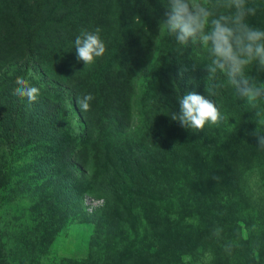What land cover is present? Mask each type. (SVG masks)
Instances as JSON below:
<instances>
[{
	"label": "rangeland",
	"instance_id": "rangeland-1",
	"mask_svg": "<svg viewBox=\"0 0 264 264\" xmlns=\"http://www.w3.org/2000/svg\"><path fill=\"white\" fill-rule=\"evenodd\" d=\"M253 3L259 10L248 23L264 28V0ZM80 8L81 20L59 27H20L0 10V264H264V151L250 135L255 112L264 119V101L253 108L222 74L210 78L204 50L161 39L155 24L149 33L121 34L98 4ZM96 27L106 51L85 66L75 37ZM124 33L132 53L116 41ZM27 46L37 56L29 70L21 66ZM115 57L137 67L126 69L131 91L110 126L98 127L95 113L84 111L92 134L106 131L103 143L84 149L77 100L91 93L90 108H100L110 99L93 83ZM248 74L264 82L255 68ZM18 77L39 89L34 102L16 94ZM217 82L225 87L215 89ZM192 91L213 99L226 119L203 130L173 121L177 97ZM59 107L58 116L41 118ZM137 113L138 131L121 133L117 123Z\"/></svg>",
	"mask_w": 264,
	"mask_h": 264
},
{
	"label": "clouds",
	"instance_id": "clouds-1",
	"mask_svg": "<svg viewBox=\"0 0 264 264\" xmlns=\"http://www.w3.org/2000/svg\"><path fill=\"white\" fill-rule=\"evenodd\" d=\"M258 10L253 0H167L162 21L167 34L177 44L204 50L210 60L206 66L209 77L215 79L218 73L222 74L237 96L246 99L253 108L262 107L258 102L264 101V82L248 74L250 67L257 74L264 73V28L248 23V18ZM101 31L100 27L94 31L81 29L75 37L77 61H83L85 66L106 51ZM17 82L16 94L34 102L39 89L23 78L18 77ZM223 87L225 84L221 82L214 85L215 89ZM217 94L214 90L209 97ZM93 99L87 93L78 98L77 104L82 111H87ZM177 100L179 111L171 112L170 118L183 128L203 130L206 124L219 125L226 119L213 99L195 91L178 96ZM260 115L261 111L255 112L257 128L250 135L256 138L257 148L264 151V119H257Z\"/></svg>",
	"mask_w": 264,
	"mask_h": 264
},
{
	"label": "trees",
	"instance_id": "trees-1",
	"mask_svg": "<svg viewBox=\"0 0 264 264\" xmlns=\"http://www.w3.org/2000/svg\"><path fill=\"white\" fill-rule=\"evenodd\" d=\"M45 1L47 3L50 2L49 0H41L40 2L38 0H0V10H6L10 17H12L14 21L20 25V27L25 25L30 26L29 24L33 21H37L38 24L56 23V25L59 27L60 24L74 25V22L81 20V17L84 15L81 13L80 6L83 3L88 6H95V4H98V13L105 17L108 22L111 21L113 23V28L117 31V29L114 27L116 24V26L122 31L121 34H123L124 29L131 31L133 28H139L140 34L149 33L152 29L151 24H155L159 28V31L161 30L163 33L161 39L164 37V35H167L162 22L165 19L167 0H76L71 6H65L68 0H56L53 4V7L45 5ZM62 1L64 5L62 4ZM76 17L78 18L77 20L75 19ZM27 20L29 21L27 22ZM111 26L112 25H110V27ZM116 31L114 32L116 33ZM124 35L123 37L117 35L116 41L119 42L120 49L124 50L125 52L130 50L129 52L132 53L133 50L131 46L134 41H132V37H127L125 33ZM36 59L37 56L34 53L32 47L27 46L25 52L23 53V62L21 66H23L26 70L33 69ZM117 62L119 63L115 65ZM127 62L129 63L128 59ZM107 67L110 69H105V71L102 70L100 73H98L93 84L96 93L107 95L110 99L107 101L103 100V104L100 105V108L98 105H96L94 108L89 109L91 112L95 113L99 123H101V125L99 124L100 126L98 127L110 126L113 124L115 120L113 115L115 113V108H117L116 104L121 105L122 102H124V100L127 98L128 90L129 93L131 91V85L128 86L126 84L128 81L127 77L129 75L126 69H132L133 72L136 70L135 68H137L129 67L128 64H125L123 60L119 59L118 57H115L113 63H109ZM28 84L32 86L30 82H28ZM57 94L60 96L59 92H57ZM66 100V96H64L63 100L61 99L63 105H61L62 110H69V99L67 101ZM61 107L52 108L50 111L51 114H47V116L42 114L40 116L41 118L46 117L47 119L49 115H53L54 117L58 116ZM138 108L140 110V106ZM79 111L80 118H82V121L84 122L78 133L80 135V145L84 149H86L87 146L88 148L91 147L94 149V147L98 146L100 141L103 143V136L100 134H106V131L99 130L100 133H98L97 130H95L92 134V130L85 124L86 119L83 115L84 111L81 109ZM60 115H62L64 122L67 123L69 120L67 116L68 113ZM138 116V113L133 119L130 115L128 117L124 116V119H121L117 123L120 132L123 133L125 130L131 128L134 129L133 132L138 131L140 128V123L137 122ZM37 126L38 123H32L30 132L36 129ZM11 128L12 125H10L8 128H4V131L6 132V130L8 131ZM11 135L12 134L9 133V136ZM61 137L63 140H60V142H65V140L69 142L67 140V136L61 135ZM19 140V135H16V141L20 142ZM84 151L85 150H81L80 153L77 152L76 154L83 155ZM88 172L89 171L86 173Z\"/></svg>",
	"mask_w": 264,
	"mask_h": 264
}]
</instances>
